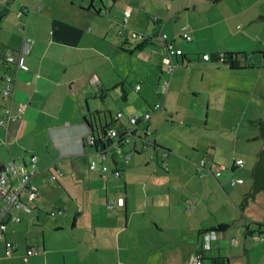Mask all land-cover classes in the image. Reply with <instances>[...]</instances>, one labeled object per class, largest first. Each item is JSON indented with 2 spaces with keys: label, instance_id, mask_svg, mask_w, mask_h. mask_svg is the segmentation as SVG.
<instances>
[{
  "label": "crops",
  "instance_id": "1",
  "mask_svg": "<svg viewBox=\"0 0 264 264\" xmlns=\"http://www.w3.org/2000/svg\"><path fill=\"white\" fill-rule=\"evenodd\" d=\"M224 1L14 0L11 3L0 0V89L5 73L16 76L13 103L24 104L20 119L7 126L0 125V167L12 161L26 162L30 155H36L37 171L31 182L38 190L37 197L29 203V211L20 208L11 211L20 221L9 220L6 231L0 233V264H194L200 248L198 233L217 230L222 224L227 225L223 231L212 232L216 239L211 241L207 260L220 258L224 264H264V189L256 191L253 199L247 197L243 208L241 206L252 192L254 166L249 178H245L234 169L237 167L232 161L229 165L220 164L225 167L219 181L224 192L216 191V182L204 174L209 171L202 170L203 175L199 177L197 172L200 171L196 169L203 158L209 162L219 161L216 146L199 139L198 145L189 146L194 156L190 151L183 154L184 158L177 165L189 168L185 177L195 178L200 186L192 189L183 186L182 190L172 191L170 186L174 182H170L162 189L167 181L157 166L161 162L160 166L169 171L168 157L173 146L158 137L148 142L147 137L153 130L169 124L167 116L172 119L185 91L194 96L205 92L209 95L208 87L215 89L220 85L218 74L254 70L249 63L247 68L231 69L202 59L204 53L214 56L243 51L241 44L238 48L233 44L231 48L221 49L222 41L217 37L224 39L242 32L243 38L250 39L252 28L258 22L263 29L264 19L254 18L264 14V4L250 15L252 9L243 5L248 1V6L252 7L256 0H237L236 12H232L229 22V13L218 10ZM208 8H212L217 18L204 16ZM126 11H129L128 17L124 16ZM19 24H22L20 29ZM186 25H189L187 30ZM131 31L152 38L148 41L132 38ZM159 31L173 38L176 47L183 52L170 57L174 68L169 78L158 40ZM184 31L192 37L191 41L179 36ZM24 35L33 39L31 52L25 58L30 73L3 59L8 54L17 55ZM214 64L217 66L213 67ZM193 68L206 72L199 75V85L192 83ZM224 68L228 71H222ZM164 80L169 81V87L163 93ZM0 98L1 113L11 100L1 94ZM207 101L209 109V99ZM155 104L161 107L134 126L125 143L118 145L113 139L114 143L105 146L108 172L89 169L90 161L101 162V148L84 147L87 114H98L102 125L106 121L128 125V115L141 116ZM117 112L123 114L120 119H115ZM145 128L149 134L144 133L141 138L138 130L145 131ZM171 128L172 133L178 130ZM189 128L191 126L184 130ZM256 135L248 140H257ZM131 137L134 138L130 140ZM259 140L263 145L264 139ZM128 142L132 146L124 148ZM209 148L214 152L210 160L205 156L197 160L198 152ZM128 153L134 155L129 158ZM143 153L147 156L139 155ZM113 169L120 170L119 177L112 175ZM238 178L243 181L230 184V180ZM140 182H144V186L138 184ZM210 184L214 190L210 189ZM213 192L218 210L208 208ZM118 198L123 199V205L115 204L109 209L107 202H116ZM81 201L83 206L80 207ZM70 203L76 204L72 213ZM51 205L73 214L72 230H76L81 213L93 215V233L86 228L87 233L64 236V219L51 222L48 214L46 218L41 215L40 209ZM108 211L116 212L114 217L120 218V222L114 223ZM129 213L133 217L151 215L152 224L138 222L150 240L143 234L142 240L132 241V250L138 251L136 254H130L129 239L121 237L123 231L129 229ZM122 215L125 221L121 220ZM105 217L111 221L104 220ZM112 230L114 239L101 236ZM58 232L62 233L61 237ZM5 241L13 244L9 255L5 253ZM28 250H33L34 254L24 261ZM220 261L209 260L210 264H220Z\"/></svg>",
  "mask_w": 264,
  "mask_h": 264
},
{
  "label": "rangeland",
  "instance_id": "2",
  "mask_svg": "<svg viewBox=\"0 0 264 264\" xmlns=\"http://www.w3.org/2000/svg\"><path fill=\"white\" fill-rule=\"evenodd\" d=\"M11 3H14V0H10ZM234 1V2H233ZM244 0H242L243 2ZM264 4V0H256L255 5L252 7L248 6V1L245 2L243 5L244 8L252 9L250 12L251 14H255L256 10L259 9V5ZM18 6L19 3H16ZM222 7L218 8L225 14L229 13V22L232 21V12H236V6L238 5L237 0H226L222 4ZM264 7V5H263ZM212 8H208L207 12H204V16L209 18H217L216 15H213L211 10ZM217 10V13L219 14ZM226 11V12H225ZM11 15V14H8ZM263 29L261 26V22H258L256 26L252 28V37L250 39H247L246 37L243 38V35L240 33L239 35H233V36H227L224 39H221L220 37H217L216 39L219 41L221 40V49H227L231 48L230 46L235 44V46L238 48V44H241L240 47L243 48L244 53H246L249 56L248 63L251 64L254 67V70H240L237 73L234 74H228L231 72H227L228 70L224 68L222 71L227 72L223 73L222 75L218 74V81L220 82L219 87L215 89H211L208 87L207 90H209L208 93H202L199 95H193L192 93H187L185 91L184 99L182 103L180 102L177 107L178 110L175 111L174 109V115L172 116V121L170 120V117L167 116V120L169 122L165 123V126L161 129H156V131L152 132V135H148V142H151V139L154 137H158V139L161 141H168V143L172 144L173 149L172 153L169 154V171L167 172L166 169L163 168V166L160 162V164L157 166L159 169L162 170V175L164 176V180L167 182L163 184L162 189H165L168 187L167 183L170 184V182H174L172 186H170V189L172 191L175 190H182L185 188L192 189L197 187L199 184L196 182L195 178H186L185 176L187 173L190 172L189 168H184L183 166L178 167L179 160L181 158H184L183 154H188L189 151L192 154L191 150L189 149V146L192 144L198 145V140L203 141L205 144V141H209L213 146H216V153L218 154L219 161L216 160L217 164L219 163H227L228 165L231 163H234V161L237 158H242L245 162V165L241 167L234 168L236 171H239L240 174H243L245 178H249V172L252 170L253 166L256 162V153L259 150V148L262 146V141L259 140H248V138L254 137V134L258 133L257 127L254 125H251L249 120L258 119L264 117V58L260 54L262 50H264V21L262 22ZM233 47V46H232ZM208 65V64H204ZM217 66L216 64L213 65ZM194 69V68H193ZM167 73V72H166ZM201 73H206L202 68L200 69H194L192 71L193 79L192 83L194 85H199L200 82L198 79H200ZM166 75V74H165ZM200 75V76H199ZM167 78H169V74L166 75ZM235 79L237 81L231 80ZM209 78L206 79V84H208ZM239 81V82H238ZM210 84V83H209ZM228 88V89H227ZM243 91L250 92L248 94L243 93ZM262 95V96H260ZM209 97V98H208ZM1 99V98H0ZM209 99V109H208V100ZM164 111V110H163ZM169 115V114H167ZM191 122V123H190ZM188 126H191V129L184 130ZM169 127H172L171 130L174 131L175 128L178 130H175L174 133L169 131ZM138 133H140L141 138L144 137V131L138 130ZM134 137H131L133 139ZM147 142V143H148ZM150 146L151 144L148 143ZM131 142L126 143L125 147H131ZM123 147L121 148L123 153ZM131 149V148H130ZM203 153L198 152V159L200 160L202 157H206L208 160H210V156L214 153L212 149L209 148V150L202 149ZM206 151V152H204ZM201 153V154H200ZM119 154H116V156ZM134 153H128V157H132ZM147 156L146 153L139 154ZM193 155V154H192ZM149 156V155H148ZM194 156V155H193ZM147 158V157H146ZM189 160H192V158L188 157ZM228 159L227 161L224 160ZM149 159V158H147ZM154 159H150V162H153ZM199 162V161H198ZM110 165L112 163L110 162ZM165 165V164H164ZM221 166V165H220ZM223 167V166H222ZM197 169V166H196ZM225 169V167H224ZM224 170L221 171V173ZM179 172V174H178ZM230 172V171H229ZM233 173V172H230ZM207 176H210V180L213 179L218 189L222 193L224 192V189L219 182L221 180L220 176H215L211 172H205ZM197 175L200 177L202 176V171L199 173L197 172ZM168 179H167V178ZM172 177V178H169ZM133 180L136 179V177H132ZM143 183V184H142ZM138 184H142L144 186V182H140ZM200 186V185H199ZM227 186H230L228 184ZM210 189L211 188L210 184ZM220 192V193H221ZM215 193L213 192V196H210L208 199V208L217 209V201L214 199ZM78 201V200H77ZM79 202V201H78ZM216 202V203H215ZM215 203V204H214ZM76 204L70 203V213H72V210L76 208ZM80 207L83 206L82 201L78 204ZM204 205L207 206V204L204 202ZM52 206H48L47 209H40L41 215L43 217H47V214L49 215L50 210L52 209ZM215 207V208H214ZM69 212H63L62 214H56L55 216H48L49 220L51 222H54L57 218H62L63 224H64V236L66 237H72L74 233L78 234H84L87 233L86 228L89 229V232L93 233V223L95 221L94 216L89 213H81L79 217L77 218V228L76 230L70 229V221L72 218V215ZM113 212V214H112ZM212 212V211H211ZM114 211H108V216H115ZM124 215H122L121 220H124ZM214 220L213 216H209ZM44 218V219H45ZM128 218L130 222L128 225L127 230H124L121 237H127L129 239V242L131 243L130 246V254H136L138 251L132 250V241H140L143 239V234L146 236L147 239L150 240V238L145 235V232H143L141 229V225L138 222H145V223H151L150 218L151 215L149 213H146L142 216H135L133 217L130 213L128 214ZM132 218V219H131ZM104 220H109V218L105 217ZM114 223L120 222V218L117 219L114 217ZM135 222V223H134ZM152 224V223H151ZM138 226L140 228H138ZM140 229V230H139ZM168 232V231H167ZM148 233V231H147ZM58 237H61L62 233L58 232ZM169 234V232H168ZM104 235V236H103ZM102 237L106 238H115L114 230L103 232L101 235ZM120 237V238H121Z\"/></svg>",
  "mask_w": 264,
  "mask_h": 264
},
{
  "label": "built area",
  "instance_id": "3",
  "mask_svg": "<svg viewBox=\"0 0 264 264\" xmlns=\"http://www.w3.org/2000/svg\"><path fill=\"white\" fill-rule=\"evenodd\" d=\"M153 2L157 3L158 0H152ZM125 17L129 16V11H126L124 13ZM156 19L155 17L153 18ZM18 28H22V24L18 25ZM189 28V25L185 26V30ZM131 37L137 38L140 40H149L151 39V35L143 34L137 31H131L130 32ZM183 40L185 41H191L192 37L187 33V31L181 32L179 35ZM158 40L160 42L161 48L164 52L163 61L165 65H167V73L169 75L173 72V65L170 64V57L172 55H181L182 49L179 47H176V44L174 42L173 38H169V36L166 33H163L159 31L158 33ZM33 39L24 35L18 52V57L14 58L12 56H8L7 60L15 63L17 68L25 73H30V69L25 63L26 56L29 55L31 48H32ZM221 56V55H219ZM203 60H209L210 55L209 54H202ZM15 83H16V76H10L6 75L4 78V83L2 88L0 89V94L3 95L6 98H10L11 103L7 106H5L1 113H0V125L1 126H7L11 122H15L18 119L21 118L23 112H24V104L23 103H17L14 105L13 98H14V91H15ZM169 87V81L164 80L161 83V91L164 93L168 90ZM139 86H136V89H138ZM161 106L159 104H155L151 107L149 112L144 113L143 115H128V124H129V130L127 131V134H130L132 131H134L136 125H138L140 122H143L144 120L148 119L150 116V113L153 111H157ZM122 112H117L115 115V119H120L122 117ZM145 135L149 134L148 128L144 129ZM116 135V131L114 129H108L106 131V137L108 138H114ZM128 138V137H127ZM127 138H125V142L127 141ZM87 142L92 143L91 138H87ZM114 143V141H113ZM116 143V142H115ZM100 171L102 172H108L109 167L106 163V154H105V147L101 148L100 152ZM128 162V157H125V163ZM235 167H241L244 165L243 159H236L234 161ZM97 162L92 160L89 163V169L91 170H97ZM197 169L199 171L207 170L214 174L215 176L220 175L221 171L224 169V167L220 166L214 161H207L206 159H201L197 164ZM37 171V156L32 154L29 156L28 160L26 162H15L12 161L6 165H3L0 167V233H4L7 227L8 220L11 221H19L18 216H14L11 214V211L14 208H20L23 210H29L28 202L31 201L33 198L37 196V187L35 184L31 182V178L35 175ZM121 174L120 170L113 169L112 175L114 177H119ZM243 179H233L230 180V184L234 185L236 183H241ZM22 196L25 197L26 200H23ZM123 205V199L118 198L116 202L110 200L107 202V207L109 209L113 208L114 206ZM64 211L63 208L55 207L50 211V216H55L56 214H62ZM216 239V235L214 233H206L203 235L202 238V245L199 248V251L196 252V255L194 257V264H210L209 260L206 259V254L211 249V241ZM5 243V253L9 254L11 244L10 242H4ZM34 254L33 250L27 251V256ZM27 256L23 257V260H27Z\"/></svg>",
  "mask_w": 264,
  "mask_h": 264
},
{
  "label": "trees",
  "instance_id": "4",
  "mask_svg": "<svg viewBox=\"0 0 264 264\" xmlns=\"http://www.w3.org/2000/svg\"><path fill=\"white\" fill-rule=\"evenodd\" d=\"M145 41H148V40H145ZM18 52H19V49L17 51V55L16 56L15 55H11V54H8V55L4 56L3 57L4 62L15 65V63H12V62L8 61L7 57L8 56H12L14 58H17L18 57ZM260 54L264 58V52H261ZM206 61H213L214 63L223 64V65H226L227 67H229L231 69L247 68L248 67V61H249V56L246 53H244V52H224V53L221 54V56H219L218 54H215L214 56L210 55V59L206 60ZM6 75L13 76V75H11L9 73H5L4 77L2 79L3 83H4V78H5ZM99 120H100L99 115L96 114V113L95 114L94 113L87 114V116L84 117V122H85V124H86V126L88 128L87 129V136L84 139V142H85L84 143V147H89V148H93L94 150H97V149L105 147L107 144H110L111 142L113 143V139L116 140V143L118 145H121L122 143H125V138H127L130 134L133 133V131H132L130 134H127V131L129 130V124L126 125L124 123H117L116 121H113L111 123H107V121H106V123L102 125L101 123H99ZM256 120L257 119H252V120H249V122H250L251 125H254V126L257 127L258 133L256 135V138L257 139L258 138L264 139V135H261V133H260L259 122L256 121ZM108 129H114L116 131V135H115V137L113 139L106 137V131ZM87 138H91L92 139V143L87 142V140H88ZM256 156H257V160H258L259 151L257 152ZM257 160H256V162H257ZM256 162H255V164H256ZM100 164H101V162L100 163L97 162V166H98L97 170L100 169ZM254 169H255V165H254V168H253V170L251 172V175H252L253 179H254V175H253L254 174ZM259 190H261V189H259ZM37 192H38V190H37ZM23 200H26V199L24 198ZM29 203H30V201L28 202V206H29V210H30L31 208H30ZM53 208H55V207H53ZM60 208H63V207H60ZM63 209L65 211V208H63ZM14 216H16V215H14ZM49 216H50V214H49ZM19 221H20V218H19ZM16 222H18V221H16ZM226 227H227L226 224H222V225L218 226L217 230H207V231H202L201 230L198 233L199 234V246L202 245V237H203L204 234L212 233V232H218V230L223 231ZM10 244L12 246L10 248L9 254L11 253V251L13 249V244L11 242H10ZM4 246H5V243H4ZM9 254H6V255H9ZM26 256H27V254H26ZM209 260H215V261L216 260H218V261L222 260V261H220V264H224L223 259H220V258H215V259L211 258Z\"/></svg>",
  "mask_w": 264,
  "mask_h": 264
},
{
  "label": "water",
  "instance_id": "5",
  "mask_svg": "<svg viewBox=\"0 0 264 264\" xmlns=\"http://www.w3.org/2000/svg\"><path fill=\"white\" fill-rule=\"evenodd\" d=\"M254 19H264V14L258 15ZM259 122V129L261 135H264V117L257 119ZM254 182L252 187L251 194L247 195L242 202L241 206L243 208L244 203L246 202L247 197H251L253 199L254 193L259 189H264V144L259 148V158L255 164L254 169Z\"/></svg>",
  "mask_w": 264,
  "mask_h": 264
}]
</instances>
